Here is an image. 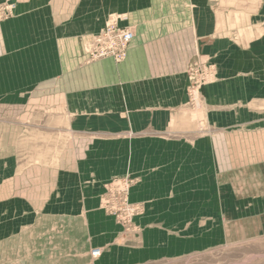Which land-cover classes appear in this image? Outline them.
I'll list each match as a JSON object with an SVG mask.
<instances>
[{
	"label": "rangeland",
	"instance_id": "obj_1",
	"mask_svg": "<svg viewBox=\"0 0 264 264\" xmlns=\"http://www.w3.org/2000/svg\"><path fill=\"white\" fill-rule=\"evenodd\" d=\"M65 1L0 0V4L12 6L13 18L6 20L10 21L19 16L21 7L34 14L40 9L58 10L61 2L65 9ZM103 1L114 5L116 0ZM123 1L127 6L132 0ZM135 1L140 5L149 2ZM165 5L172 18L193 17L200 44V59L190 64L185 81L184 118L188 112L192 128L188 131L180 125L176 132H161L158 139L136 141L138 132L131 127L120 132L122 139L131 141L118 142L115 149L111 127L98 133L68 129L69 141L67 133L61 138L53 132L51 137L56 139L51 144L45 137L36 143L27 138L26 117H12L19 107L0 103V264H264V202L261 208L244 206L240 212L242 205L234 200L237 214H227L222 179L210 154L190 149L218 131L220 107H234L235 95L239 105L254 104L264 112V0H173ZM58 16L59 20L65 17ZM126 17L108 16L103 29L84 43L89 64L127 60L132 42L122 59H114L124 56L117 50L106 58L110 45L98 43L115 19L120 27L133 29L136 37L134 26L120 25ZM90 47L104 51V57L95 54L94 59ZM1 48L0 43V53ZM75 115H67V121L91 126L89 121L78 120L81 114ZM40 121L35 117L34 122ZM16 122L24 125L13 127ZM66 141L72 147L75 143L83 155L84 174L94 178L102 169L110 176L97 181L101 190L97 210L116 231L108 247L85 243L83 237L89 232L82 220L50 222L49 210L54 213L56 209L49 208V199L45 202L38 194V203L32 199L30 166H38L46 154L61 153ZM90 141H99V145L87 150ZM42 164L53 169L50 161ZM42 175L46 179L53 172L42 171Z\"/></svg>",
	"mask_w": 264,
	"mask_h": 264
},
{
	"label": "crops",
	"instance_id": "obj_2",
	"mask_svg": "<svg viewBox=\"0 0 264 264\" xmlns=\"http://www.w3.org/2000/svg\"><path fill=\"white\" fill-rule=\"evenodd\" d=\"M169 1L173 0H149L140 5L132 0L125 6L120 0L114 5L103 0H68V10L61 7L63 2L58 10L40 9L34 14L21 7L17 18L4 22L0 26V103L19 107L12 117H26L28 140L37 143L45 137L51 144L56 139L51 137L53 132L61 137L68 129L98 133L111 127L115 149L118 142L128 141L120 132L131 127L138 132L136 141L158 139L161 132H176L180 125L190 131L188 112L184 118L186 71L200 59V44L193 17L172 18L165 5ZM113 13L127 15L121 26L136 28L127 60L89 64L84 43L103 29V22ZM58 14L65 16L63 20ZM54 17L60 22L55 23ZM233 98L234 107H220L218 131L190 146L194 153L210 154L231 216L237 214L234 200L242 205L240 212L244 206L261 208L264 202V112L254 104L239 105L236 95ZM77 113L81 114L78 120L89 121L91 126L67 121V115L76 117ZM35 117L42 121L34 122ZM161 120L163 125H159ZM99 123L102 125L95 128ZM14 124L16 128L24 125ZM66 137L69 141L68 133ZM68 141L61 153L46 154L38 166H30L32 199L35 204L37 194L45 202L49 199V208L56 210H49L51 215L46 209L43 213L51 216L50 222L82 220L89 232L83 237L85 243L108 247L116 231L97 209L99 183L110 176L102 169L94 178L84 174L83 155ZM98 145L99 141H90L87 150ZM49 161L53 169L42 164ZM42 171L53 175L44 179Z\"/></svg>",
	"mask_w": 264,
	"mask_h": 264
},
{
	"label": "built area",
	"instance_id": "obj_3",
	"mask_svg": "<svg viewBox=\"0 0 264 264\" xmlns=\"http://www.w3.org/2000/svg\"><path fill=\"white\" fill-rule=\"evenodd\" d=\"M12 6L9 4H5V6H2L0 4V23H4V21L11 19L12 15ZM13 18V17H12ZM135 37V32L133 29H125L119 26L118 19H115L114 22L109 24L107 26V30L99 36L98 43L99 42H106L110 45V49H106V58L112 57V50H117L120 53H122L124 56L121 57H114V59L118 58H124L129 45L133 41ZM95 40V39H94ZM91 50V47H90ZM95 48L91 50V55L94 59H97L96 55L99 57H104V51L98 52ZM120 60V59H119ZM194 92H198V90H195Z\"/></svg>",
	"mask_w": 264,
	"mask_h": 264
},
{
	"label": "bare ground",
	"instance_id": "obj_4",
	"mask_svg": "<svg viewBox=\"0 0 264 264\" xmlns=\"http://www.w3.org/2000/svg\"><path fill=\"white\" fill-rule=\"evenodd\" d=\"M100 35V34H99ZM130 47V46H129ZM129 49V48H128ZM190 89H191V87H190ZM190 98V97H189ZM191 99V98H190Z\"/></svg>",
	"mask_w": 264,
	"mask_h": 264
}]
</instances>
